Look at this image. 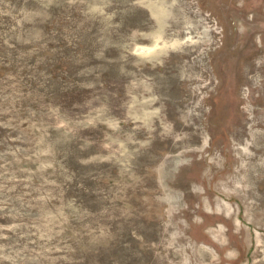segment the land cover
I'll use <instances>...</instances> for the list:
<instances>
[{
    "label": "rangeland",
    "instance_id": "rangeland-1",
    "mask_svg": "<svg viewBox=\"0 0 264 264\" xmlns=\"http://www.w3.org/2000/svg\"><path fill=\"white\" fill-rule=\"evenodd\" d=\"M206 188L264 264V0H0V264L217 258Z\"/></svg>",
    "mask_w": 264,
    "mask_h": 264
},
{
    "label": "bare ground",
    "instance_id": "bare-ground-1",
    "mask_svg": "<svg viewBox=\"0 0 264 264\" xmlns=\"http://www.w3.org/2000/svg\"><path fill=\"white\" fill-rule=\"evenodd\" d=\"M217 179H218V177L213 176L210 179V181L212 183ZM230 180H227V182H228L227 184H229ZM204 194L206 195V200L203 201L199 198L197 205H194L195 201H193L192 199L187 198V200H185V201H188L187 206L184 208V213L186 216L185 218L190 220L191 215L194 213L200 215L202 217V220L200 222V226L214 225V224H216V222H221L222 224H224L225 229L218 228L215 230L218 231V233H217L218 236L225 235L226 237H228V241L226 243H222V242H218L216 240H213L212 238L208 237L207 235L201 236L200 234H197L195 232L196 230L194 229V224H192L193 220L189 221V230H190V234H191L192 239L195 242L203 241V242L212 244L215 248L216 253H217V256H216L217 258L200 257L201 255L199 256V254H197V255H195V257L192 260L194 263L202 264L205 261L214 262V261H217L216 259H218L220 263H223L224 261L227 260V256L225 255V250L232 246V242L235 243L236 247L241 252V246H242V243L244 240V226L242 225V223L238 224L235 222V219H234L235 211L231 210L230 204H228L226 202L225 203L219 202L217 204V206H214V204L216 202H215V199L213 198L211 191L208 188H206L204 190ZM185 197H187V196H185ZM207 209H210V211H208ZM181 211H183V210H181ZM236 236H238V239L236 238ZM240 259H241V255L238 254V256L236 257L237 262L240 261ZM187 264H189V263H187Z\"/></svg>",
    "mask_w": 264,
    "mask_h": 264
}]
</instances>
